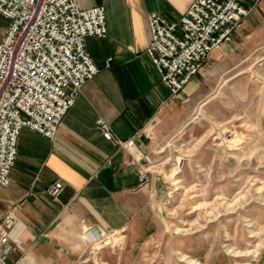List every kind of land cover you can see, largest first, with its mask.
<instances>
[{
  "label": "crops",
  "instance_id": "0c3cea01",
  "mask_svg": "<svg viewBox=\"0 0 264 264\" xmlns=\"http://www.w3.org/2000/svg\"><path fill=\"white\" fill-rule=\"evenodd\" d=\"M191 1L77 0L80 7H103L105 36H88L84 41L97 71L80 87L53 138L26 127L18 132L8 183L0 185V216L9 209L15 216L9 231L14 249L8 262L96 264L86 258L89 236L100 238L103 231L113 229L123 235L121 259L130 260L159 229L160 189L153 182L154 196L147 197L148 187L138 180V165L151 155L155 143L185 122L204 91L206 63L224 51L212 50L200 72L171 96L144 52L149 41L146 14L157 12L174 21ZM240 4L249 11L227 48L264 46V0H240ZM7 24L0 15V39ZM153 117L157 123L149 139L133 135ZM97 118L115 136H132V146L123 149L104 139ZM54 180L63 184L57 197L45 192ZM111 252L105 247L95 255L111 264Z\"/></svg>",
  "mask_w": 264,
  "mask_h": 264
},
{
  "label": "rangeland",
  "instance_id": "374dc122",
  "mask_svg": "<svg viewBox=\"0 0 264 264\" xmlns=\"http://www.w3.org/2000/svg\"><path fill=\"white\" fill-rule=\"evenodd\" d=\"M226 44L188 118L149 156L159 229L130 260L113 246L119 233L97 238L90 262L105 264L95 253L109 247L111 264H264V46Z\"/></svg>",
  "mask_w": 264,
  "mask_h": 264
},
{
  "label": "built area",
  "instance_id": "2783aa9c",
  "mask_svg": "<svg viewBox=\"0 0 264 264\" xmlns=\"http://www.w3.org/2000/svg\"><path fill=\"white\" fill-rule=\"evenodd\" d=\"M248 11L240 0H192L174 21L157 12L146 14L149 41L144 52L171 96L200 72L210 51L231 39ZM0 15L8 20L0 39V185L4 186L14 163L19 130L26 127L47 138L55 136L80 87L97 71L85 49V38L103 37L106 28L102 6L80 7L77 0H0ZM156 123L151 118L133 135L141 133L149 139ZM95 124L102 137L117 147L132 146V136H115L101 118ZM149 156L138 165V180L148 187L147 197L152 199L154 176ZM173 165L175 173L180 172L179 164ZM62 189L59 180L45 186L51 197ZM14 223L11 209L0 216V264H18V259L7 261L14 249L9 238ZM117 231L118 243L113 246L121 249L120 230L103 233ZM89 238L92 243L97 234Z\"/></svg>",
  "mask_w": 264,
  "mask_h": 264
},
{
  "label": "bare ground",
  "instance_id": "6f19581e",
  "mask_svg": "<svg viewBox=\"0 0 264 264\" xmlns=\"http://www.w3.org/2000/svg\"><path fill=\"white\" fill-rule=\"evenodd\" d=\"M180 181L179 180H175V182L174 183H179ZM118 233V231L116 232V234ZM116 234H103L102 236H103V238H105V239H103V240H105L104 242H106L107 241V239H108V241H109V235L110 236H115Z\"/></svg>",
  "mask_w": 264,
  "mask_h": 264
}]
</instances>
